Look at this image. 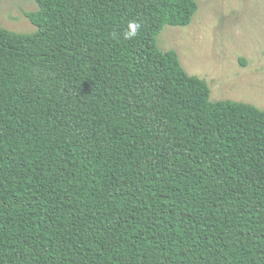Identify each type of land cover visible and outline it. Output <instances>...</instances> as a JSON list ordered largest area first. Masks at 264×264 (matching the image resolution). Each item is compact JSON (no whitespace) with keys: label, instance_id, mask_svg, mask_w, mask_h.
Here are the masks:
<instances>
[{"label":"trees","instance_id":"trees-1","mask_svg":"<svg viewBox=\"0 0 264 264\" xmlns=\"http://www.w3.org/2000/svg\"><path fill=\"white\" fill-rule=\"evenodd\" d=\"M35 2L0 27V264H264V109L156 47L195 0Z\"/></svg>","mask_w":264,"mask_h":264},{"label":"rangeland","instance_id":"rangeland-1","mask_svg":"<svg viewBox=\"0 0 264 264\" xmlns=\"http://www.w3.org/2000/svg\"><path fill=\"white\" fill-rule=\"evenodd\" d=\"M185 27L165 25L158 50L174 51L185 73L201 79L210 101L229 100L264 109V0H195ZM35 0H0V27L30 34L25 17Z\"/></svg>","mask_w":264,"mask_h":264},{"label":"clouds","instance_id":"clouds-1","mask_svg":"<svg viewBox=\"0 0 264 264\" xmlns=\"http://www.w3.org/2000/svg\"><path fill=\"white\" fill-rule=\"evenodd\" d=\"M134 35H135V31H131V32L127 33L128 38H131Z\"/></svg>","mask_w":264,"mask_h":264}]
</instances>
